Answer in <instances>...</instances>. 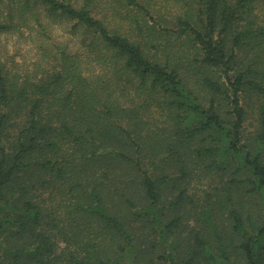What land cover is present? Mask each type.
I'll use <instances>...</instances> for the list:
<instances>
[{
	"label": "trees",
	"instance_id": "1",
	"mask_svg": "<svg viewBox=\"0 0 264 264\" xmlns=\"http://www.w3.org/2000/svg\"><path fill=\"white\" fill-rule=\"evenodd\" d=\"M258 2L0 0V264H264Z\"/></svg>",
	"mask_w": 264,
	"mask_h": 264
},
{
	"label": "rangeland",
	"instance_id": "2",
	"mask_svg": "<svg viewBox=\"0 0 264 264\" xmlns=\"http://www.w3.org/2000/svg\"><path fill=\"white\" fill-rule=\"evenodd\" d=\"M258 23L259 27H264L263 10L260 3H256V8L252 14ZM71 22H56L51 27V31H48V35L51 37L47 42L52 44V48L55 52L58 51L57 46L66 51H77L80 48V40L78 37V31L72 32ZM55 43V45L53 44ZM37 44V30H29L25 28L12 29L10 32L3 34L0 37V57L6 63L9 68H14L23 71H32L33 64L41 59V52L37 51L35 45ZM248 114V119L245 122V128L247 131L254 130L256 123H254L255 115L252 111V106L245 96L242 100Z\"/></svg>",
	"mask_w": 264,
	"mask_h": 264
}]
</instances>
